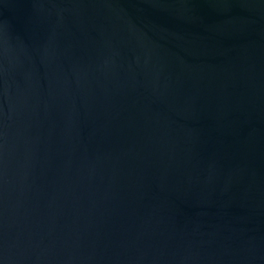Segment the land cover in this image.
<instances>
[{
    "label": "water",
    "instance_id": "obj_1",
    "mask_svg": "<svg viewBox=\"0 0 264 264\" xmlns=\"http://www.w3.org/2000/svg\"><path fill=\"white\" fill-rule=\"evenodd\" d=\"M0 264H264V0H0Z\"/></svg>",
    "mask_w": 264,
    "mask_h": 264
}]
</instances>
